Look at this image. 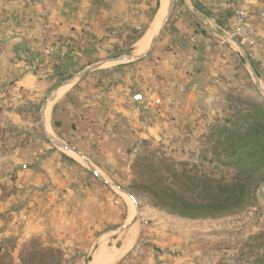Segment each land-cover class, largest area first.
<instances>
[{
    "label": "crops",
    "instance_id": "obj_1",
    "mask_svg": "<svg viewBox=\"0 0 264 264\" xmlns=\"http://www.w3.org/2000/svg\"><path fill=\"white\" fill-rule=\"evenodd\" d=\"M236 1L251 11L264 9V0ZM224 2L175 0L171 17L161 29L162 35L153 44L150 64L153 62L152 66L168 79L169 97L175 100L170 112L174 110L184 119L194 117L201 90L213 79L206 50L214 40L213 33L224 35L230 29ZM148 3L140 4L138 0H0V175L14 170V178L21 184L12 201L8 197L0 198V238L21 229L26 231V236L40 234L45 241H53L66 251V243L73 241L74 231L80 226L84 231L80 239H85L108 222L104 219L107 212L103 200L97 204L85 202L81 191L90 192L88 188L80 186V191L78 188L72 191L67 184L74 179L72 175L77 170L108 183L107 177L112 174L110 169L116 167V160L125 158L122 155L125 144L119 138L114 139L105 156L94 160L83 133L73 134L75 120L72 116L81 106L99 105L87 79L99 66L97 64L119 60L118 57L100 59L104 43L117 31L139 30L148 14ZM159 3L162 5V0ZM158 10L156 8L148 29L132 44L134 54L144 52L150 45L167 12L154 26ZM259 25L255 28L259 29ZM47 33L51 36L50 49L45 53ZM144 36L148 37L144 38L146 43ZM229 46L237 51L247 73L252 78L257 77L253 62L246 58L241 46L236 41H231ZM136 64H116L103 72L106 94H102L100 104L103 109L117 112L128 124L125 129L131 131L150 120L146 111L153 100L145 84L138 80ZM35 112L39 114L38 125L45 139L35 134L37 137L28 138L27 147H21L24 135L35 130L30 122ZM153 122L152 126H144L140 135L145 137L149 131L156 134L163 126ZM60 136L75 143L74 150L65 148L68 151L63 152L65 154L46 153L51 149L52 137ZM57 192L62 193L60 199L54 196ZM128 201L127 215L121 209L123 202L118 207L122 214L121 225L106 229L98 239L94 238V249L82 264H129L133 260L143 221L137 222L136 201L133 203L129 198ZM36 207L41 210L37 211ZM91 207H96L97 216H88L85 210ZM16 224L18 228L13 227ZM58 229L68 234H59ZM153 256L145 255L143 264H154Z\"/></svg>",
    "mask_w": 264,
    "mask_h": 264
},
{
    "label": "rangeland",
    "instance_id": "obj_2",
    "mask_svg": "<svg viewBox=\"0 0 264 264\" xmlns=\"http://www.w3.org/2000/svg\"><path fill=\"white\" fill-rule=\"evenodd\" d=\"M155 1L138 0L140 4L149 2L148 14L141 21L139 30L125 29V33L117 31L111 34L109 37L111 40L104 43L103 55L100 59L103 57L110 60L116 57L119 59L120 55H130L132 50L134 54L135 46L132 44L148 29L155 13ZM174 1L169 0V4H174ZM224 1L231 29V12L227 7V1ZM247 9L254 28L261 24L259 29L255 28L258 45L249 46L228 38L226 33H229L230 29L224 35L212 34L214 40L210 42L206 56L207 59L209 58V66L214 76L204 84L206 89L201 90L198 109L191 120L184 119L174 110L170 112L175 100L169 97L168 79L152 66L153 62L150 64L153 45L138 59H119L116 62L97 64L99 66L92 71L93 74L89 75L87 81L92 84L93 96L99 105L92 103L76 110L72 116L75 120L73 134L83 133L84 138L88 140L87 148L92 150L94 160L104 157L113 140L119 138L125 144L122 148V155L125 158L116 157L118 158L116 167L110 169L112 174L107 177L108 183L89 173L80 171L77 173L76 169L77 171L72 175L74 179L69 180L67 187L72 191L77 188L80 191V186L88 188L90 192L81 191L85 202L97 204L103 200L107 212L106 217L103 218L108 219V222L91 235L88 231L89 236L87 235L85 239H80L81 234L84 233L80 226L74 231L73 241L69 240L66 243V251L57 247L53 241H45L40 234L26 236L25 230L14 229L6 237L0 238V264H82L94 249L93 239H98L102 231L121 225L119 220L122 214L120 209L118 211V207H121L122 202L121 209L124 215H127L128 198H131L119 188L127 192L134 191L135 195H130L134 199H131L133 203L136 201L138 206L137 222L143 221L137 238L138 248L129 264H143V257L148 253L154 255V264H264V180L241 207L215 217L191 218L172 213L165 208L155 206L151 192L147 189L151 182L168 175L172 170L183 171L191 176H208L229 182L241 168L246 170L248 167L252 177L249 185L251 189L258 178L264 175V161H259L261 155L251 159L245 153L246 150H257L261 144L251 142L248 146L237 148L234 153L231 152L228 144H222L224 141L235 145L244 142L238 140L236 135L229 138L228 131L233 130L243 134L250 127L251 118L257 116L258 119H264L262 112L264 111V17L258 16V12L264 9L255 11ZM160 35L162 31L155 42L160 39ZM231 41H236L246 58L253 62L257 77L252 78L247 73L239 55H236L237 51L229 46ZM135 63L139 66L137 67L139 82L145 84V90L153 96L146 111V117L150 120L146 121L143 127L152 126L154 120L157 124L163 125L156 130V134L149 131L145 133V137L140 135V131L144 130L143 127L133 131L125 129L124 126L128 124L123 122L117 112L114 114V111H108L100 106L102 94H106L107 83L103 78V72L116 64L125 66ZM240 73L241 75H237ZM157 98L160 99L159 103L156 101ZM129 100L131 98H128ZM32 117L30 122L35 125V130L24 135V140L20 143L21 147L28 146L29 137H45L38 125V112L33 113ZM50 143L51 149L46 153H54V151L68 153L56 143L76 146L75 143L61 136L52 137ZM241 159H244L243 162ZM13 171L0 175L2 190L0 198L8 197L10 201L16 198L21 188V184L12 178ZM165 183L175 188H180L182 184L172 179H168ZM54 196L60 199L62 193H54ZM36 210L40 211L41 207H36ZM85 211L89 213L88 216L98 214L96 207ZM17 225L13 227L18 228ZM83 228L89 229L86 226ZM58 232L62 235L68 234L59 229Z\"/></svg>",
    "mask_w": 264,
    "mask_h": 264
},
{
    "label": "trees",
    "instance_id": "obj_3",
    "mask_svg": "<svg viewBox=\"0 0 264 264\" xmlns=\"http://www.w3.org/2000/svg\"><path fill=\"white\" fill-rule=\"evenodd\" d=\"M158 4L159 1L156 0L154 12ZM262 112L264 111L262 110ZM250 122V127L245 133L239 134L230 130L227 134L229 138L236 135L238 140L244 142L235 145V143L224 141L222 144H228L231 152L234 153L237 148L248 146L251 142L259 143L261 144L260 148L253 151L246 150L245 153L251 159L261 155L259 161H264V119L254 116ZM55 125L58 124L55 122ZM243 160L241 159L242 162ZM250 175L248 167L246 170L241 168L233 180L227 182L214 177L191 176L183 171L172 170L168 175L161 176L157 181L151 182L147 189L151 192V199L155 206L191 218L215 217L241 207L259 183L264 180V175H261L251 189L249 188L252 178ZM168 179L182 183L180 188L166 184ZM129 193L135 195L132 190H129Z\"/></svg>",
    "mask_w": 264,
    "mask_h": 264
},
{
    "label": "built area",
    "instance_id": "obj_4",
    "mask_svg": "<svg viewBox=\"0 0 264 264\" xmlns=\"http://www.w3.org/2000/svg\"><path fill=\"white\" fill-rule=\"evenodd\" d=\"M227 7L231 12V29L226 33L227 37L245 43L249 46L258 45V37L253 24L251 23V15L249 10L234 0H226ZM259 17H264V10L258 12ZM50 34L47 33L44 38V52L50 49ZM157 103L160 99L157 98Z\"/></svg>",
    "mask_w": 264,
    "mask_h": 264
},
{
    "label": "water",
    "instance_id": "obj_5",
    "mask_svg": "<svg viewBox=\"0 0 264 264\" xmlns=\"http://www.w3.org/2000/svg\"><path fill=\"white\" fill-rule=\"evenodd\" d=\"M158 1H159V0H158ZM159 6H160V3L158 4L157 10H158ZM172 9H173V4L171 3V4H169V6H168L167 12H166V14H165V16H164V18H163V20H162V23L160 24L158 30L153 34V36H152V38H151L150 45L148 46V48H147L144 52L139 53V54H130V55L121 56V57H119V59H134V58H139V57L145 55V54L147 53V51L152 47V45H153V43L155 42L157 36L159 35L161 29L163 28V26L165 25L166 21L168 20L170 14H171V12H172ZM56 144H58V146H60V147H63V148L69 149V150H74V148H73L72 146H69V145L64 144V143H56ZM116 187L119 188L118 186H116ZM119 189H120L123 193H125L128 197H130L132 200H134L133 197L130 195L129 192H127L126 190H124V189H122V188H119ZM134 202H135V201H134ZM87 259H88V258H86V260H87Z\"/></svg>",
    "mask_w": 264,
    "mask_h": 264
},
{
    "label": "bare ground",
    "instance_id": "obj_6",
    "mask_svg": "<svg viewBox=\"0 0 264 264\" xmlns=\"http://www.w3.org/2000/svg\"><path fill=\"white\" fill-rule=\"evenodd\" d=\"M168 4H169V0H162V5H160L161 7H160V9L158 10V13H156L157 15H156V17H155V20H154V26L155 25H157L158 23H159V21L161 20V18H162V16L164 15V13L166 12V10H167V7H168ZM147 34V33H146ZM144 38H148V37H143V39ZM146 39H144V41L143 42H147V41H145ZM148 40V39H147ZM145 43H142V44H144L145 45ZM97 255V254H96ZM96 255H94V257H93V260H95L96 259Z\"/></svg>",
    "mask_w": 264,
    "mask_h": 264
}]
</instances>
